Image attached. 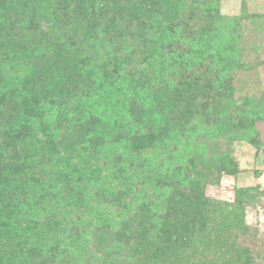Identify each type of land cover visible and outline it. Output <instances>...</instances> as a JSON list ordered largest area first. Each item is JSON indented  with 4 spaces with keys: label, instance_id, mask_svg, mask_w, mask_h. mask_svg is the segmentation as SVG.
Returning <instances> with one entry per match:
<instances>
[{
    "label": "trees",
    "instance_id": "1",
    "mask_svg": "<svg viewBox=\"0 0 264 264\" xmlns=\"http://www.w3.org/2000/svg\"><path fill=\"white\" fill-rule=\"evenodd\" d=\"M8 1L10 0H0V60L3 57L0 64V264H69L62 255H49L46 250L49 247L42 227L49 233V242L56 244L59 240V225L55 226L54 222L50 225L48 223L47 226L34 224L35 213L56 219V223L59 222V215L52 204L51 190L34 186L38 179H30L29 167L33 163H20L18 159L22 156L18 149L22 150L26 146L24 140L31 136L30 131L43 132L45 128L48 132L43 142L38 139V151L47 153L54 134L51 129L55 132L59 127L50 129L45 123L51 113L60 114L59 118L62 116L67 98L71 91L77 89V83L83 85L84 94L88 97L97 90V100L93 97L97 105L93 104L94 101H88L84 109L80 107L81 109L73 112L69 120L71 128L64 129L68 144H74L77 139L81 140L87 136L94 138L92 143L96 145L98 137L113 136L114 133L123 136L124 130L141 134L145 128L143 124L146 123V126L152 129L153 139L148 140L152 144H148L143 138L145 141L128 148L129 152L146 149L150 145L154 146L155 150L158 148L157 150L166 151V146L161 144L163 139L172 141V144L182 143V146L194 151L193 174H182L175 170L164 176L163 171L161 179L152 184L161 187V191H158L160 200L170 211L167 218L159 223V230H154L151 224L145 229L144 224L149 221L144 222V215L139 210L133 218H122L116 227H109L108 224L112 221L105 220L106 232L102 238L106 242H117L120 233H124L126 239L132 237L130 240H137L125 245L130 251L124 264H264V238L246 223L245 208L252 202L254 190L242 189L234 194L233 199L224 201L206 196L205 186L210 178L215 175L218 181L222 174H235L237 169L229 163H223L224 159L221 157L217 159V163L216 157L204 159L199 153L200 145L195 142L196 139L206 142L210 141L212 136L229 134H234L235 141L248 140L256 131L248 119L247 112L252 107L254 110L258 105L251 104L252 107L248 106V110L246 108L238 112L229 99L215 91L217 86L214 81L204 80V77L200 83L186 80L177 83L174 81L177 72L167 70L169 65L163 61L161 67L156 69V77H161L160 73L164 72L169 76L161 79V92L148 95L151 109L149 112H142L145 115L141 122L131 121L128 124L122 114H129L125 112L131 106L132 110L133 106L136 108L138 88L144 87L143 79L136 76L133 78L134 82L120 84L118 81L113 83L115 78L111 76L112 82L108 83L110 78L104 77V68H82V65L89 63L80 59L79 55L92 35V27L98 18L103 17V13L109 15L114 23H120V17L136 11L138 16H143L142 5L150 0H122L121 3L118 0H50L56 12V15L49 19L50 22L37 17V9L44 6V0H22L21 5L14 3L16 7L10 6ZM158 1L157 6L161 10L158 14L161 16L158 25L163 22L175 24L189 6L180 0ZM24 4H30L26 10L23 8ZM197 12L192 11V15ZM61 22L73 24L70 35L62 34L61 31L58 33L57 30L54 34L47 31L51 24ZM59 27L61 28L60 25ZM202 29L203 27L199 29L202 32L200 40H215L221 37L216 28H205L203 31ZM166 42L163 33L160 43ZM222 43V49L215 62L225 58L224 62L228 65H235L233 39H224ZM14 47L19 48V52L24 51L25 55L22 57L27 58L29 62L20 63L18 56L9 59L6 52ZM159 57L160 49L157 46L150 47L145 52L142 68L146 71L151 67L147 65L149 60L152 65L156 58H167ZM13 69H17V77L9 73ZM200 104L205 106V110L199 109ZM232 109L238 113L230 118ZM74 114H79L80 119L75 118ZM228 118V121L232 119L234 123L232 132L225 130L227 122L221 123ZM121 123L122 128L119 127ZM193 143H196V147L192 146ZM253 144L259 147L261 141L256 139ZM31 156L29 152L28 158ZM197 164L198 166H195ZM51 167L50 165L48 169ZM68 168L65 166L64 169ZM99 169L98 177H101V163ZM56 170V173L52 172V188L54 181L64 177L61 175L62 171L58 168ZM64 183L73 186L75 195L72 198L76 203H80L83 195L79 189L82 183L71 180ZM28 187L36 189L35 195H44L42 202L44 205H50L51 209L33 210L34 207L28 205L20 196ZM112 197L113 201L120 199L119 194H113ZM156 234L163 239L150 237ZM64 237L66 246L73 252L79 251V246L83 248L82 243L76 239L67 235Z\"/></svg>",
    "mask_w": 264,
    "mask_h": 264
},
{
    "label": "rangeland",
    "instance_id": "2",
    "mask_svg": "<svg viewBox=\"0 0 264 264\" xmlns=\"http://www.w3.org/2000/svg\"><path fill=\"white\" fill-rule=\"evenodd\" d=\"M118 1L122 2V0ZM180 1L189 6L175 24L163 22L158 25L161 17L158 15L161 12L157 6L158 0H150L142 5L143 16H138L136 11L120 17V23H114L109 15L103 13V17L95 21L96 24L91 30L92 35L84 46V51L81 49L80 59L89 63L84 66L81 64L82 68H104L106 71L104 77L110 78L108 83L112 82L111 76L115 78L113 83L118 81L120 84H130L134 82L133 78L136 76L143 79L144 87L138 88L136 108L133 106L132 110L131 106L125 112L129 114H122L123 118L128 120V124L131 121L141 122V118L145 115L142 112H149L151 109L148 95L161 92L159 87L161 79L169 76L164 72L160 73L161 77H156L158 73L156 69L161 67L163 61L169 65L167 70L177 72L174 79L177 83L180 80L200 83L204 77V80L214 81L217 86L215 91L229 99L238 112L246 108L248 110V106L252 107L251 104L258 105L254 110L252 107L247 112L248 119L257 133L248 140L235 141L234 134H229L212 136L211 140L206 142L196 139L195 142L200 145L199 153L204 159L216 157L217 163V159L221 157L224 159L223 163H229L231 167L237 169L235 174H222L218 181L215 175L210 178L205 186L206 196L213 200L224 201L233 199L234 194L242 189L254 190V194L251 193L252 202L245 208L246 223L254 227L257 234L264 238V0ZM15 2L23 4L22 0L8 1L12 7H16ZM43 4L44 6L37 9V17L49 20L51 16L56 15L55 9L51 6L50 0H44ZM27 5L30 4H24L25 10ZM192 11L198 12L193 16ZM41 26L43 27V23ZM201 27H203L202 31L205 28H216L221 37L215 40H200ZM73 28L72 23L61 22L56 25L51 24L47 31L54 34L57 30L58 33L61 31L62 34L70 35ZM163 33L167 41L165 44L160 43ZM224 39H233L235 65H228L224 62L225 58L215 62ZM152 46L160 49L159 58L164 56L167 58L165 60L156 58L152 65L149 60L147 65L151 67L145 71L142 68L145 52ZM23 52H19V48L14 47L8 49L6 54L9 59L18 56L20 63L26 64L29 60L22 57ZM20 70L21 68L18 72ZM16 72L17 69H13L9 73L16 75ZM76 87L77 89L71 91L67 98L62 116L59 118L60 114L51 113L48 122L45 123L50 129L59 127L55 132L51 129L54 134L51 138V148L46 151L47 153L38 151L40 140L43 142L48 132L45 128L43 132L30 131L31 136L24 140L27 148L18 149L22 156L18 159L20 163H33L29 170L30 179H38V183H34V186L51 190L52 204L55 205L56 213L59 215V222L56 223V219L52 220L46 216L42 217L41 213H35L34 224L47 226L48 223L50 225L54 222L55 226L59 225V240L56 244L49 242L51 241L47 238L49 233H46V229L42 227L49 247L46 250L49 255H62L69 264H124L130 251L125 245L133 238L126 239L124 233H120L117 242H106L102 238L106 232L105 220L112 221L108 224L109 227H116L122 218L126 220L133 218L139 210L144 215V222L149 221L144 224L145 229L151 224L154 230H159V223L167 218L170 211L160 200L161 195L158 191H161V187L152 184L161 179L163 171L164 176L175 170L182 174L183 172L193 174L194 151L185 148L182 143L172 144L170 143L172 141L163 139L161 144L163 147L166 146V151L157 150L158 148L155 150L154 146L150 145L146 149L129 152L128 148L139 145L142 141L147 140L148 144H152L148 142L153 139L152 129L148 128L146 123L143 124L145 128L141 134L124 130L123 136L114 133L113 136L98 137L96 145L92 143L95 139L87 136L81 140L77 139L74 144H68L64 129L71 128L69 120L73 112L80 107L84 109L87 102L94 101L93 97L96 98L97 95L96 90L90 98L84 94L85 88L82 84L77 83ZM93 104L97 105L96 101ZM199 109L205 110V106L200 104ZM230 111V118L238 113H235L234 109ZM74 115L75 118L80 119L79 114ZM129 115L135 118L132 120ZM228 120L229 118L221 123L227 122L225 130L232 132L234 123L232 119ZM119 127L122 128V123ZM134 139L136 142H133ZM256 139L261 141L259 147L253 144ZM196 143L192 146L196 147ZM29 152L31 158H28ZM34 152L36 154H33ZM99 163L103 168L101 177H98ZM50 165L52 167L49 170ZM65 166L69 168L64 169ZM56 168L62 171L61 175L64 177L54 181L52 188L51 182L54 176L52 172L56 173ZM68 180L82 183L79 189L83 195L80 203H76L72 198L75 195L73 186L64 183ZM36 193V189L28 187L20 196L28 202V205L34 207L33 210L40 208L44 211L50 210V205H44L42 202L44 195H35ZM113 194H119L120 199L113 201ZM63 233L81 242L83 248L78 245L79 251L73 252L66 246V237H64L66 235ZM157 236L156 234L150 237L160 238ZM135 241L137 240L132 242ZM182 250L184 251V245Z\"/></svg>",
    "mask_w": 264,
    "mask_h": 264
}]
</instances>
